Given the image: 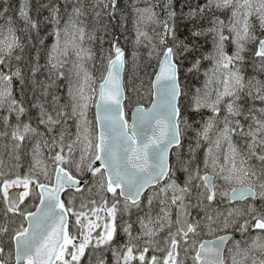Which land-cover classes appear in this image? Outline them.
<instances>
[{"label": "snow or ice", "instance_id": "6c2138e0", "mask_svg": "<svg viewBox=\"0 0 264 264\" xmlns=\"http://www.w3.org/2000/svg\"><path fill=\"white\" fill-rule=\"evenodd\" d=\"M0 264H264V0H0Z\"/></svg>", "mask_w": 264, "mask_h": 264}, {"label": "trees", "instance_id": "16d2710c", "mask_svg": "<svg viewBox=\"0 0 264 264\" xmlns=\"http://www.w3.org/2000/svg\"><path fill=\"white\" fill-rule=\"evenodd\" d=\"M144 102H145V106H148L147 99H145ZM130 112H131V110L126 108V118H127V119L129 118ZM90 118L94 120L93 109H92V111H91Z\"/></svg>", "mask_w": 264, "mask_h": 264}, {"label": "water", "instance_id": "95a60500", "mask_svg": "<svg viewBox=\"0 0 264 264\" xmlns=\"http://www.w3.org/2000/svg\"><path fill=\"white\" fill-rule=\"evenodd\" d=\"M150 106V105H148ZM94 116H95V109H94ZM129 123H131V114H130V117H129Z\"/></svg>", "mask_w": 264, "mask_h": 264}, {"label": "flooded vegetation", "instance_id": "af4514ba", "mask_svg": "<svg viewBox=\"0 0 264 264\" xmlns=\"http://www.w3.org/2000/svg\"><path fill=\"white\" fill-rule=\"evenodd\" d=\"M34 210V209H33Z\"/></svg>", "mask_w": 264, "mask_h": 264}]
</instances>
